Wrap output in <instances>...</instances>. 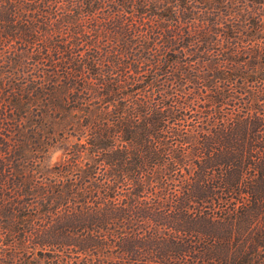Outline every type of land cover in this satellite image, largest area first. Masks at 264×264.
<instances>
[{"label":"trees","instance_id":"1","mask_svg":"<svg viewBox=\"0 0 264 264\" xmlns=\"http://www.w3.org/2000/svg\"><path fill=\"white\" fill-rule=\"evenodd\" d=\"M0 264H264V0H0Z\"/></svg>","mask_w":264,"mask_h":264},{"label":"rangeland","instance_id":"2","mask_svg":"<svg viewBox=\"0 0 264 264\" xmlns=\"http://www.w3.org/2000/svg\"><path fill=\"white\" fill-rule=\"evenodd\" d=\"M56 155H57V153H56V154H53V156H52V160L55 159Z\"/></svg>","mask_w":264,"mask_h":264}]
</instances>
